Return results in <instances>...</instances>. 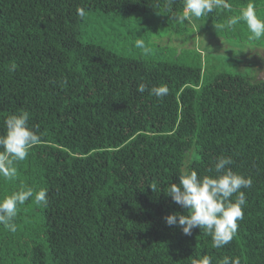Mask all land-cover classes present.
I'll return each mask as SVG.
<instances>
[{"label": "trees", "instance_id": "trees-1", "mask_svg": "<svg viewBox=\"0 0 264 264\" xmlns=\"http://www.w3.org/2000/svg\"><path fill=\"white\" fill-rule=\"evenodd\" d=\"M227 2L178 24L183 0L167 9L165 0H0V133L8 115L26 110L40 136L16 177H0V199L21 185L48 193L46 207L32 198L18 207L15 231L0 224V264H199L202 256L264 264V78L170 43L195 30L253 42L243 22L234 31L215 25L249 2L264 20V0ZM99 16L127 19L125 35L112 30L124 50L79 39L80 24ZM140 83L170 91L158 99ZM218 156L252 179L223 248L203 229L185 235L164 220L184 212L165 193L181 169L208 174Z\"/></svg>", "mask_w": 264, "mask_h": 264}, {"label": "clouds", "instance_id": "clouds-1", "mask_svg": "<svg viewBox=\"0 0 264 264\" xmlns=\"http://www.w3.org/2000/svg\"><path fill=\"white\" fill-rule=\"evenodd\" d=\"M174 0H165L167 9ZM183 11L174 17L178 24H183L191 18L207 17L216 9H230L227 0H183ZM77 14L84 15L83 9H77ZM243 22L250 33V40L264 38V20L258 17L255 6L249 2L241 7L238 15L229 16L225 22L215 25L224 31H234L235 26ZM136 47L143 48L144 41L137 40ZM15 65L9 71L15 70ZM140 93L146 90L158 99L169 94L166 85H153L148 88L140 83L137 89ZM30 113L20 110L12 113L4 120V132L0 133V177L12 179L17 175V162L24 161L29 150L37 145L40 136L29 127ZM233 163L230 157H216L208 174L198 175L196 170L186 166L178 174V182L170 183L165 192L174 203L184 210L181 213H170L164 217L169 226H179L185 235H191L193 229H203L211 237L214 248H223L237 234L238 221L243 219V206L246 205V193L242 189L252 187V179L233 171L229 165ZM154 190L155 185L151 186ZM47 189L35 190L21 185L11 195L0 199V224L15 231L12 223L17 216L18 207L30 198L36 204L47 206ZM235 197L234 199H232ZM199 264H212L211 258L202 256ZM220 264H240L239 258L224 256Z\"/></svg>", "mask_w": 264, "mask_h": 264}, {"label": "rangeland", "instance_id": "rangeland-1", "mask_svg": "<svg viewBox=\"0 0 264 264\" xmlns=\"http://www.w3.org/2000/svg\"><path fill=\"white\" fill-rule=\"evenodd\" d=\"M103 19L102 16H99L84 20L80 24L79 39L82 41H98L106 44L109 48L118 51L124 50L127 46L125 40L122 41L121 36L113 34L112 30L118 33L122 32V35H125V28L129 24L127 19L123 16L122 18L118 17V19L114 18L112 21L108 20L106 23ZM134 22L135 18L131 17V24L134 25ZM195 32L193 31L185 41H180L178 38L173 39L170 43L171 45H178L177 48H179L184 42L183 46L187 47L189 51L194 48L201 51L203 55L212 56L210 64L217 63V60H219V66L224 70L235 71L243 75L254 74L257 77L259 73H256V69H261L260 72L264 70V38L250 43H237L222 41L210 31H203L204 34L199 35L197 30ZM257 64L259 66H256Z\"/></svg>", "mask_w": 264, "mask_h": 264}, {"label": "water", "instance_id": "water-1", "mask_svg": "<svg viewBox=\"0 0 264 264\" xmlns=\"http://www.w3.org/2000/svg\"><path fill=\"white\" fill-rule=\"evenodd\" d=\"M258 78H264V70H262L261 72H259Z\"/></svg>", "mask_w": 264, "mask_h": 264}]
</instances>
